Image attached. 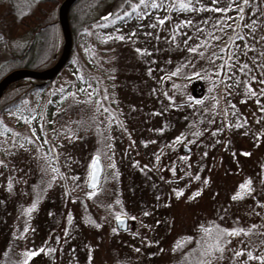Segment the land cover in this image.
I'll list each match as a JSON object with an SVG mask.
<instances>
[{"label":"rangeland","instance_id":"obj_1","mask_svg":"<svg viewBox=\"0 0 264 264\" xmlns=\"http://www.w3.org/2000/svg\"><path fill=\"white\" fill-rule=\"evenodd\" d=\"M124 1L0 112V264H264V0Z\"/></svg>","mask_w":264,"mask_h":264},{"label":"trees","instance_id":"obj_2","mask_svg":"<svg viewBox=\"0 0 264 264\" xmlns=\"http://www.w3.org/2000/svg\"><path fill=\"white\" fill-rule=\"evenodd\" d=\"M62 1L0 0V79L13 69L20 67L43 69L57 59L61 48L57 52V46H54V50L49 53V57L42 60V57L38 55V46L44 37L43 32L49 26L58 29L62 41L63 35L58 21V8ZM106 1L111 4L109 8L113 9V5L119 0H77L71 6L69 19L74 36V47L81 32L90 31L104 21L101 18H96V10L101 3ZM135 1L125 0L122 9L127 8ZM235 37L236 35L230 34L226 42L227 45L222 46L219 51L222 58L220 77H224L227 72L232 47L231 42ZM58 75L48 83L37 79H21L15 82L0 99V112L18 105L32 91L47 88ZM67 203L65 212L68 213L70 208L69 199Z\"/></svg>","mask_w":264,"mask_h":264},{"label":"water","instance_id":"obj_3","mask_svg":"<svg viewBox=\"0 0 264 264\" xmlns=\"http://www.w3.org/2000/svg\"><path fill=\"white\" fill-rule=\"evenodd\" d=\"M77 0H63L58 8V21L60 23L62 35L64 38L62 51L59 57L48 67L43 69H35L30 67H20L9 71L0 79V99L9 87L21 79H37L43 82L52 81L70 61L74 49V36L69 19V12L71 6ZM113 12L109 11L100 18L105 20L112 16ZM186 152H190L191 148L184 147ZM104 172V165L99 156H95L91 162L90 173L87 182L89 190L100 187L102 183V175ZM117 227L121 230H126L129 226V218L126 215H119L115 218Z\"/></svg>","mask_w":264,"mask_h":264},{"label":"snow or ice","instance_id":"obj_4","mask_svg":"<svg viewBox=\"0 0 264 264\" xmlns=\"http://www.w3.org/2000/svg\"><path fill=\"white\" fill-rule=\"evenodd\" d=\"M143 2H144V0H141V3H143ZM152 6H153V7H156L157 5L155 4V2H153ZM133 7H137V5L134 4ZM193 51H194V49H193ZM236 195L239 196L240 194L237 193ZM33 207H35V205H33ZM233 234H235V230H233ZM33 254H35V253H32V252H29V253H28L29 256H31V255H33ZM237 255H239V253H237ZM259 259L264 260V256L259 257Z\"/></svg>","mask_w":264,"mask_h":264}]
</instances>
